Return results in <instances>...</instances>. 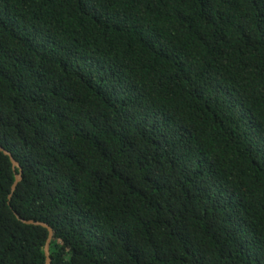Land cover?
<instances>
[{
	"label": "trees",
	"instance_id": "obj_1",
	"mask_svg": "<svg viewBox=\"0 0 264 264\" xmlns=\"http://www.w3.org/2000/svg\"><path fill=\"white\" fill-rule=\"evenodd\" d=\"M0 144V264H264V0H0Z\"/></svg>",
	"mask_w": 264,
	"mask_h": 264
},
{
	"label": "water",
	"instance_id": "obj_2",
	"mask_svg": "<svg viewBox=\"0 0 264 264\" xmlns=\"http://www.w3.org/2000/svg\"><path fill=\"white\" fill-rule=\"evenodd\" d=\"M0 149L2 151H4L11 159V162L13 164V168L15 170V182L12 186V189L14 190L17 186V183L21 180L22 176H21V172H22V168L20 166V163L19 161L13 156V154L8 151L7 149H5L1 144H0ZM17 169H19V172H17ZM11 197V195H10ZM18 215V217L20 219H22L24 222H27V223H33V224H41L43 226H45L48 231H49V237H48V240L46 242V245H45V253H46V264H51V256H50V244H51V240L53 238V228L51 225H49L48 223L46 222H43V221H35V220H32V219H25V218H22L18 213H16Z\"/></svg>",
	"mask_w": 264,
	"mask_h": 264
}]
</instances>
